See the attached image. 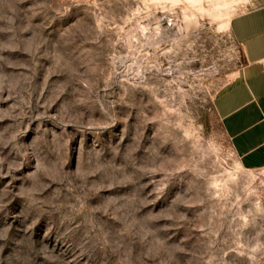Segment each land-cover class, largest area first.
<instances>
[{
	"label": "rangeland",
	"instance_id": "obj_1",
	"mask_svg": "<svg viewBox=\"0 0 264 264\" xmlns=\"http://www.w3.org/2000/svg\"><path fill=\"white\" fill-rule=\"evenodd\" d=\"M264 0H0V264H264V170L215 110Z\"/></svg>",
	"mask_w": 264,
	"mask_h": 264
},
{
	"label": "crops",
	"instance_id": "obj_2",
	"mask_svg": "<svg viewBox=\"0 0 264 264\" xmlns=\"http://www.w3.org/2000/svg\"><path fill=\"white\" fill-rule=\"evenodd\" d=\"M230 30L245 65L218 96L215 110L243 169L264 170V7L234 17Z\"/></svg>",
	"mask_w": 264,
	"mask_h": 264
}]
</instances>
